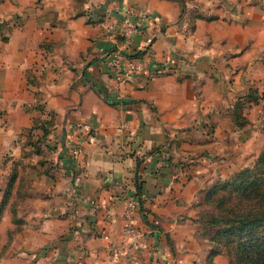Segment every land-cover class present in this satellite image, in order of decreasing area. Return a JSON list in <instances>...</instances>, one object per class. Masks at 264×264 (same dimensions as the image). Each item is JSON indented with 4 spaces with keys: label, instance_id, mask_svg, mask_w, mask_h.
<instances>
[{
    "label": "crops",
    "instance_id": "obj_1",
    "mask_svg": "<svg viewBox=\"0 0 264 264\" xmlns=\"http://www.w3.org/2000/svg\"><path fill=\"white\" fill-rule=\"evenodd\" d=\"M113 46L142 50L141 71L117 82ZM165 57L171 70L151 73ZM249 87L264 90V0H0V188L16 164L21 190V222L10 204L0 216V264H228L207 261L196 207L223 161L261 149L264 96L245 110L253 126L218 113ZM37 116L53 126L26 164ZM136 185L137 238L115 251Z\"/></svg>",
    "mask_w": 264,
    "mask_h": 264
},
{
    "label": "trees",
    "instance_id": "obj_2",
    "mask_svg": "<svg viewBox=\"0 0 264 264\" xmlns=\"http://www.w3.org/2000/svg\"><path fill=\"white\" fill-rule=\"evenodd\" d=\"M116 49V46L109 47L107 52ZM121 53L127 57H141L142 50ZM261 96L252 87L237 96L232 108L236 125L245 124L247 120L243 109L246 104L258 103ZM52 126V116H37L33 119L25 133L26 145L30 146L33 153L42 152ZM45 161L42 158V162ZM140 192L139 185H136L133 196L137 204L140 203ZM203 201L213 208L203 222L209 233L208 240L211 241L207 261L210 262L214 255L223 252L228 264H264V148L252 164L209 185L204 191Z\"/></svg>",
    "mask_w": 264,
    "mask_h": 264
},
{
    "label": "rangeland",
    "instance_id": "obj_3",
    "mask_svg": "<svg viewBox=\"0 0 264 264\" xmlns=\"http://www.w3.org/2000/svg\"><path fill=\"white\" fill-rule=\"evenodd\" d=\"M223 92H224V94L226 95L227 94V90H223ZM237 94V93H236ZM238 95H241V94H237L236 95V97H235V100H236V98H237V96ZM260 95H262L261 96V98H263V96H264V90H262L261 92H260ZM260 98V99H261ZM228 99V98H227ZM234 100V101H235ZM232 101H228V104H230L231 106H228V107H225V106H223V111L222 110H218V113L219 112H221V116H223V124H224V126H228L230 123L229 122H231V123H234L235 124V120H234V118H233V115H232V108H233V103H231ZM251 105V104H250ZM250 105H248L247 106V104H246V106H245V108L243 109V111H244V116H245V118H246V122H245V124L244 125H248V124H251V126H253V125H255V122H256V120L251 116V117H248V119H247V116L245 115V110L250 106ZM236 125V124H235ZM238 126V125H237ZM249 127V126H248ZM263 130H264V126H263ZM26 136H25V139H24V142H23V148L21 149V156H23V158H25V159H27L28 158V155L29 154H31V150H28V149H26L25 147L26 146H29V145H26ZM254 141V140H253ZM256 142V141H255ZM257 142H258V144L260 143V150H262L263 148H264V133H263V137H258V140H257ZM229 143V139L224 135L223 136V146H224V148H223V153L224 152H226V151H229L230 153H233L235 150H233L234 149V147H235V145L233 144V145H229L228 144ZM28 151H30V153H28ZM253 153H255V150H254V152ZM259 153V152H258ZM257 153V154H258ZM256 154V153H255ZM257 154L256 155H254V159H253V161L251 160L249 163L248 162H246L245 161V159H241V157H239L241 160V162L239 163V159H237V162L238 163H236V167H234L233 169H228L227 170V166H225L224 165V161H223V174H221V175H219V174H214L210 179H209V182H211L209 185H211L213 182H215L217 179H223V178H225V177H227V176H229L230 174H232L235 170H237V169H239V168H241V167H243V166H246V165H250V164H252L253 162H254V160H255V158H256V156H257ZM224 155L225 154H223V157H224ZM26 164H28L29 163V159H27L26 160V162H25ZM240 164H242L241 166H240ZM17 165L15 164L14 166H12V168L10 169V171H9V173H8V175H7V180H6V184L3 186V187H1L0 188V203H1V201L3 202L2 204V207H1V210H0V216H1V214H2V212H3V210H4V208L8 205V204H10V206H11V212H12V214H13V216H12V220H13V222H15L16 224H19L20 222H21V219H20V217H17L16 216V214H15V211H14V208L12 207V205L14 204V203H9V201L11 200V198H15V196L17 197V193L19 194V196H20V189L19 190H17L16 189V192H15V185H14V182H15V180L17 179V176H19V174H18V170H17V167H16ZM21 176H23V175H21ZM9 181H10V183H9ZM9 183V184H8ZM8 184V185H7ZM209 185H207V186H205L203 189H201L202 191H200V195H199V200H198V202H200V203H198L197 202V207H196V209H197V212H196V219H197V221H198V230L201 232V236H203V237H206L207 238V240H206V248H207V250L210 248V243H211V241L210 240H208V236H209V233L208 232H206L207 231V228H206V226H204V224H203V222L205 221V218L209 215V213L211 212V211H213V208H212V206L210 205V204H207V203H205L204 201H203V195H204V191H205V189L209 186ZM19 207H21V208H23L24 206H25V203H19ZM222 254L227 258V256H226V254L225 253H223L222 252ZM227 261H228V258H227Z\"/></svg>",
    "mask_w": 264,
    "mask_h": 264
},
{
    "label": "built area",
    "instance_id": "obj_4",
    "mask_svg": "<svg viewBox=\"0 0 264 264\" xmlns=\"http://www.w3.org/2000/svg\"><path fill=\"white\" fill-rule=\"evenodd\" d=\"M146 15L145 12H140L139 16ZM122 25V31L124 33L129 32L133 29L135 26V21H131L130 14H125L121 18ZM112 27V24L109 25V28ZM106 55L109 56L108 59V66L113 69V77L114 79L119 82L124 79L125 76L128 74L134 72V71H141L143 68L142 62L140 61V57H127L119 49H116V51L107 53ZM172 66V59L171 57H165L160 63H157L151 73L161 72V71H168L171 70ZM76 128L89 133L92 129V126L89 122L86 121H77L76 122ZM72 154H77L79 152V146L73 145L70 149ZM137 205V199L133 195L129 196L126 200V205L124 209V217L126 219L122 235H121V242L117 245H114L115 251H119L123 245L127 241H134L137 238V230L133 227V224L131 223L132 218V212Z\"/></svg>",
    "mask_w": 264,
    "mask_h": 264
}]
</instances>
